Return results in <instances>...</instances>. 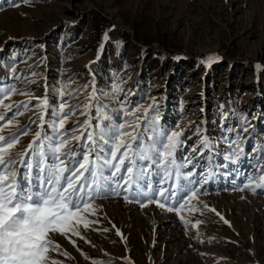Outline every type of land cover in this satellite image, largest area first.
Masks as SVG:
<instances>
[{"label":"rangeland","instance_id":"obj_1","mask_svg":"<svg viewBox=\"0 0 264 264\" xmlns=\"http://www.w3.org/2000/svg\"><path fill=\"white\" fill-rule=\"evenodd\" d=\"M92 12L108 22L97 46ZM77 44L87 47L71 52ZM9 88L0 135L18 136L13 152L39 132L95 161L87 137L103 147L105 124L125 125L130 156L131 137L149 140L146 129L181 133L179 178L157 183L164 172L154 168L149 180L188 193L134 197L133 182H121L118 195L91 201L83 239L53 235L60 264H264V188L255 179L264 171V0H0V89ZM62 99L69 116L54 129Z\"/></svg>","mask_w":264,"mask_h":264},{"label":"snow or ice","instance_id":"obj_2","mask_svg":"<svg viewBox=\"0 0 264 264\" xmlns=\"http://www.w3.org/2000/svg\"><path fill=\"white\" fill-rule=\"evenodd\" d=\"M104 39H108L107 34ZM13 91L11 88L0 89V104ZM42 103L48 106L46 97ZM65 106L66 101L62 99L59 108L52 110L54 129L57 125L60 129L64 128L69 116V112L64 110ZM0 120H4L2 115ZM136 127L128 126L132 131ZM146 130L151 133L146 142H141L139 134L131 137V140L136 141V149L130 156L131 144L123 139L130 135L125 125L121 123L113 129L105 124L99 131L103 147L96 143L91 134L87 137L96 146L98 155L95 161L91 158V152L75 159L76 154L66 150L67 141L60 139L57 142L55 136L51 139L44 137L47 141L45 143L38 132L35 134L36 140L29 143L24 152H13L19 142L18 136L0 135V264H60L50 256V252H60V246L53 240V235L68 237L70 233L83 239L78 231L79 226L87 228L92 223L83 213H94L91 201L95 197L112 193L118 195L116 188L122 186L121 182L125 186L133 182L134 197L154 199L158 195L172 199L178 196V191L188 193L189 190L183 186L179 190L174 186L157 189L149 180V174L154 168H162L164 172L157 183L171 179L172 176L179 178L182 165H177L175 153L181 144V133L157 132L155 128ZM25 156L30 159H23ZM69 156L73 158L71 166L68 163ZM18 161L23 171L17 168ZM188 175L191 176V173ZM255 179L259 182L257 186L264 188V171ZM189 183L192 181L189 180ZM165 193L168 195L165 196ZM191 195L195 196V189ZM183 199L180 196L176 200L177 212L184 207ZM167 210L174 209L169 207ZM199 223L196 221V224ZM62 254L68 255L67 252Z\"/></svg>","mask_w":264,"mask_h":264},{"label":"trees","instance_id":"obj_3","mask_svg":"<svg viewBox=\"0 0 264 264\" xmlns=\"http://www.w3.org/2000/svg\"><path fill=\"white\" fill-rule=\"evenodd\" d=\"M89 21L91 22V26L95 32V40L91 43L92 46H97L100 42L101 36L103 31L106 28V25L108 24L107 20L99 15H95V13H91ZM85 47H87V44H77V45H71V52L78 53L82 51ZM136 47H140L136 45ZM145 50V49H144ZM97 126H102V123L99 119L96 120ZM141 142L148 141L145 136L140 135ZM176 159V158H175ZM177 162V161H176Z\"/></svg>","mask_w":264,"mask_h":264}]
</instances>
